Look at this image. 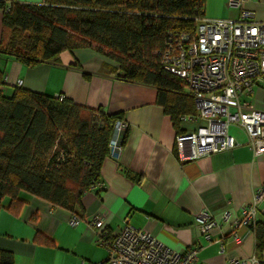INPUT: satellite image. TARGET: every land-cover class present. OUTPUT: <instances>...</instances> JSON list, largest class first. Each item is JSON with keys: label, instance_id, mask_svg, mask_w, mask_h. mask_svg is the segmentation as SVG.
Segmentation results:
<instances>
[{"label": "crops", "instance_id": "0c3cea01", "mask_svg": "<svg viewBox=\"0 0 264 264\" xmlns=\"http://www.w3.org/2000/svg\"><path fill=\"white\" fill-rule=\"evenodd\" d=\"M226 3L204 0V16L236 18L238 9ZM244 6L257 18L264 17V0H246ZM2 16L0 8V39ZM3 65L0 89L4 95L10 96L16 87L51 97L61 95L87 108L119 113L127 125L120 135L118 154L101 163L102 188L83 193L77 225L69 223L74 215L70 210L27 192H20L21 201L11 206L4 198L0 249L12 253L15 264L104 260L107 251L91 224L96 216L105 219L108 234L127 223L174 251L196 247L195 264H264V248H257L252 227L237 228L241 243L231 240L233 225L241 218L240 207L250 203L256 188L264 184V155H253L245 133L234 137L237 145L231 149L181 162L175 149L177 132L170 115L156 102V88L124 80L116 70L117 63L94 47L64 49L35 67L13 59ZM254 102L258 106L259 100ZM196 125L181 122L180 127L188 131ZM202 209L217 222L210 230V240L198 229ZM257 221L261 222L259 214Z\"/></svg>", "mask_w": 264, "mask_h": 264}, {"label": "trees", "instance_id": "16d2710c", "mask_svg": "<svg viewBox=\"0 0 264 264\" xmlns=\"http://www.w3.org/2000/svg\"><path fill=\"white\" fill-rule=\"evenodd\" d=\"M4 5L0 1V8ZM203 5L204 0L13 1L2 12L0 85L9 59L35 67L64 49L94 47L117 63L124 80L156 88V102L176 132H184L181 117L195 112L193 99L179 76L161 68L154 51L168 33H193V17ZM22 33L28 41L21 48L15 37ZM121 119L65 97L21 87L7 96L0 89V209L4 198L11 206L27 192L80 219L81 197L100 181L114 124ZM251 227L257 248H264V224ZM0 264H15L13 254L0 249Z\"/></svg>", "mask_w": 264, "mask_h": 264}, {"label": "built area", "instance_id": "2783aa9c", "mask_svg": "<svg viewBox=\"0 0 264 264\" xmlns=\"http://www.w3.org/2000/svg\"><path fill=\"white\" fill-rule=\"evenodd\" d=\"M0 1L5 4L2 12H6L9 4L17 0ZM245 1L227 0L228 7L238 9L236 18H207L200 9L193 17V33H168L164 46L154 51L162 69L178 71L195 107V112L182 116L181 121L197 123L196 127L176 134V155L181 162L235 147L230 125L245 133L254 156L264 155V17L257 18L253 10L244 6ZM253 96L262 107L252 101ZM126 126L122 120L115 122L111 156L118 154L120 135ZM102 186L100 181L93 185ZM227 214L224 212V219ZM258 214L264 224V184L256 188L250 203L240 207L241 218L233 225L232 242L243 241L237 228L256 224ZM197 222L200 233L210 240L216 220L202 209ZM69 223L75 226L79 219L72 216ZM91 224L107 255L90 264H195L198 260L196 247L174 251L147 231L127 223L113 234L107 233L102 216L94 217Z\"/></svg>", "mask_w": 264, "mask_h": 264}, {"label": "rangeland", "instance_id": "374dc122", "mask_svg": "<svg viewBox=\"0 0 264 264\" xmlns=\"http://www.w3.org/2000/svg\"><path fill=\"white\" fill-rule=\"evenodd\" d=\"M27 37H28V33H22V34H19L18 36L15 37V43L18 45V47H21L22 48L23 45H25V43H27V41H28L27 40ZM170 71L172 73H174L175 75H179L178 71H176L175 69H171ZM185 91L188 92V90H185ZM261 95H262V93L259 91L258 92V96H261ZM254 98L255 97L253 96L252 97V101L253 102H254ZM257 103H258V106L259 107L262 106V103L261 102H257ZM229 132H230V134L234 135V137H236V138L243 137V135H244V132L241 129H239L236 125H230Z\"/></svg>", "mask_w": 264, "mask_h": 264}]
</instances>
